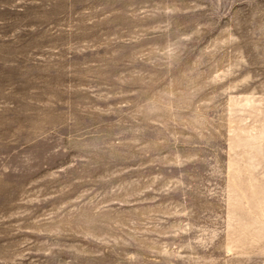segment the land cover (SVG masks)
<instances>
[{"label": "rangeland", "instance_id": "374dc122", "mask_svg": "<svg viewBox=\"0 0 264 264\" xmlns=\"http://www.w3.org/2000/svg\"><path fill=\"white\" fill-rule=\"evenodd\" d=\"M0 264H264V0H0Z\"/></svg>", "mask_w": 264, "mask_h": 264}]
</instances>
